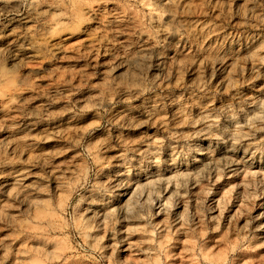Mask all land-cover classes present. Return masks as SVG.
Returning <instances> with one entry per match:
<instances>
[{
	"label": "rangeland",
	"instance_id": "rangeland-1",
	"mask_svg": "<svg viewBox=\"0 0 264 264\" xmlns=\"http://www.w3.org/2000/svg\"><path fill=\"white\" fill-rule=\"evenodd\" d=\"M0 264H264V0H0Z\"/></svg>",
	"mask_w": 264,
	"mask_h": 264
}]
</instances>
